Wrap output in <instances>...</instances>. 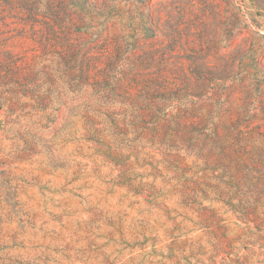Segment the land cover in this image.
Here are the masks:
<instances>
[{
    "label": "rangeland",
    "instance_id": "rangeland-1",
    "mask_svg": "<svg viewBox=\"0 0 264 264\" xmlns=\"http://www.w3.org/2000/svg\"><path fill=\"white\" fill-rule=\"evenodd\" d=\"M0 264H264V0H0Z\"/></svg>",
    "mask_w": 264,
    "mask_h": 264
}]
</instances>
